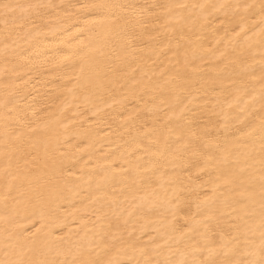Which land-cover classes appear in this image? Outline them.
Segmentation results:
<instances>
[{"label":"bare ground","instance_id":"bare-ground-1","mask_svg":"<svg viewBox=\"0 0 264 264\" xmlns=\"http://www.w3.org/2000/svg\"><path fill=\"white\" fill-rule=\"evenodd\" d=\"M0 264H264V0H0Z\"/></svg>","mask_w":264,"mask_h":264}]
</instances>
